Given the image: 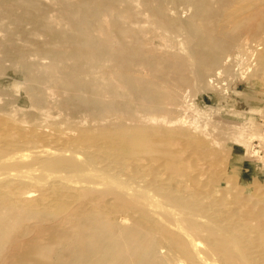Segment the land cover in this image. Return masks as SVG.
<instances>
[{"label": "rangeland", "instance_id": "1", "mask_svg": "<svg viewBox=\"0 0 264 264\" xmlns=\"http://www.w3.org/2000/svg\"><path fill=\"white\" fill-rule=\"evenodd\" d=\"M87 2L79 9L83 17L73 18L74 22L68 21L66 8L77 9L76 0H5L0 5V219L7 216L0 226V264H19L28 254L40 256L42 249L49 247L61 252L77 235L71 229L73 216L80 218L93 210L103 214L81 189L51 182L56 173L48 169L46 150L53 139H57L55 146L66 143L69 149L81 152L82 160L89 163L85 168L100 170L97 167L105 162L102 169L107 171L117 164L114 174L130 185H135L129 178L136 172L148 180L157 171L158 178L170 180L172 186L176 179L181 180L184 188L190 186L192 196H202V190L209 193L212 205L218 203L214 205L215 217L206 216L196 224L204 229L207 226V232L214 234L219 233L215 232L218 226L220 240L225 238L224 249L228 250L220 247V254V248L210 253L208 244L214 237L202 235L198 254L192 250L186 256L167 235L152 233L155 252L142 264H264V255L259 259L251 252L256 245L264 254V0H113V9ZM78 35L88 36V43L98 52L82 55L76 48ZM118 131H130L125 144L114 134ZM103 135H109L108 139L100 138ZM87 137L100 139L90 147ZM93 147L107 155L102 157L103 163L101 158L90 157ZM14 153L18 161L12 157ZM40 154L46 156L47 160L41 156L45 162ZM29 163L43 164V168L37 173ZM29 168H34L33 172ZM63 173L68 174L59 172ZM10 177H16L17 183ZM197 178L199 188L190 182ZM47 189L49 193L43 196ZM117 199L115 204L123 207L119 208L120 217L125 218L123 225L132 224L128 217L153 211V206L142 201L129 202V208L124 199ZM233 212L239 216L230 220H239L235 223L240 222L243 228L247 220L252 222L251 230L244 228L246 238L236 230L233 235V230L219 222ZM110 216L120 223L118 213ZM61 221L64 229L59 227ZM39 231H47L48 236L37 235ZM250 231L255 232L254 237L258 233L255 239L261 242L249 239ZM204 239L207 246L202 244ZM251 241L262 243L261 247ZM76 246H70L69 251ZM244 255L249 258L243 259Z\"/></svg>", "mask_w": 264, "mask_h": 264}, {"label": "bare ground", "instance_id": "2", "mask_svg": "<svg viewBox=\"0 0 264 264\" xmlns=\"http://www.w3.org/2000/svg\"><path fill=\"white\" fill-rule=\"evenodd\" d=\"M5 0H0V5H1V2H3ZM88 1V0H87ZM85 1V0H76V6L77 9H73V7L69 6L66 8V12H67V15L69 16L68 18V21L70 20V22H74V19L73 18H82L83 16H80L79 14V9L83 6V5H88L89 3ZM89 1H95L96 3V6L98 8H104V7H108L109 9L111 8L112 6V1L113 0H89ZM5 3V2H4ZM3 3V4H4ZM92 5V4H91ZM95 6V5H94ZM115 7V6H114ZM113 9V8H111ZM85 13V11L83 12ZM67 16V17H68ZM67 19V18H66ZM84 20V19H83ZM105 21V20H104ZM82 22V20L80 21ZM84 22V21H83ZM104 25V24H103ZM109 25V24H108ZM103 27V26H102ZM72 28V27H71ZM109 30V28H108ZM82 34V33H81ZM88 36H82V35H78V37H76L77 39V43L78 45L76 46L77 50L82 53V55H85L86 57L90 56V55H94L95 53H97L98 49H96L95 47L91 46L89 43H88V39H87ZM63 42V41H62ZM68 43V42H67ZM63 44V43H62ZM70 48V47H69ZM67 49V48H66ZM112 50V49H110ZM66 52V51H65ZM87 54V55H86ZM111 54V53H110ZM142 55V54H141ZM84 56V57H85ZM56 57V56H55ZM87 63V62H86ZM87 65V64H86ZM93 65V64H92ZM95 65V64H94ZM89 66V65H88ZM82 71V70H81ZM81 73V72H80ZM121 78V77H120ZM82 84V82H81ZM121 84V83H120ZM86 103V102H85ZM91 105V104H90ZM88 106V105H87ZM119 106V105H118ZM116 110V109H115ZM119 110V109H118ZM121 110V109H120ZM117 111V110H116ZM115 112V111H114ZM118 119L120 117H117ZM121 119V118H120ZM123 119V118H122ZM123 122V121H122ZM123 126H126V124H122ZM121 126V125H120ZM119 126V127H120ZM121 126V129L122 127ZM118 127V126H117ZM100 128V127H98ZM125 128V127H124ZM127 129V128H126ZM119 130V129H118ZM116 131V130H115ZM132 131V130H131ZM145 131V130H144ZM124 132V131H123ZM130 132V131H129ZM129 132L125 131V133H122V131L119 133H114L117 137H118V141L122 142L121 144H125L124 142L126 140H128L130 138V134ZM134 132V131H133ZM19 133V132H18ZM112 133V132H111ZM111 133H108L111 135ZM147 133V132H146ZM159 133V132H158ZM88 134V133H87ZM150 134V133H149ZM147 134V135H149ZM114 135V136H115ZM146 135V134H145ZM153 135V134H151ZM155 135V134H154ZM86 136V135H85ZM104 136L106 135H103L102 137L100 138H103ZM109 136V135H108ZM108 136L104 137V139H108ZM113 135H111V137H114ZM137 136V135H135ZM150 136V135H149ZM154 137V136H153ZM152 137V138H153ZM64 138V137H63ZM89 139V137H87ZM99 137H91L89 140H88V144L90 143V147L92 144H95L99 139ZM140 138V137H139ZM138 138V141H142L141 139ZM149 138V137H148ZM146 138V139H148ZM161 138V137H160ZM169 138V137H168ZM65 139V138H64ZM82 139V138H81ZM84 139V138H83ZM82 139V140H83ZM110 139V138H109ZM163 139V138H162ZM54 140V139H53ZM51 140V142L53 143L50 144V146L48 145V148L49 149H44L46 150L48 153H46L47 155L46 156H49L46 158V156H43L42 154H40L39 157L43 156L44 158H46L45 160H47V162H49V165H48V169H52V172H55L56 173V178H54V180L52 179L54 176L52 175V178H48V181H50L49 179H52L51 182H64V183H67V184H71L73 185L74 189H81L83 193H86L88 196H91V199L95 200L96 202V205H94L95 207L94 208H99L101 209V211H103V214H97L98 212H96V210H93L87 214H81L79 215L80 218H78L77 216H73L71 218V229L75 232H77V235L74 236V237H71L69 241V243L64 247V249H62L63 251L61 252H57L55 250L52 249V247H49V248H46V249H42L43 250V253H41L40 256H33V255H27V257L23 260H20V263L19 264H54L55 262H57L58 260H62L63 261V264H142L144 263L145 261L148 260V258L150 257L151 254H153L155 252V248H156V239L155 237L152 235V233H161L162 235L164 234L167 235V238H169L174 244L175 246H177V248L179 250H181L180 254L182 253L183 255L185 254L186 256L190 255L192 252V250L196 251L200 245L199 241H201L199 239L200 236H206L205 239L207 237L209 238H212V236L214 237V239H211L209 241L210 245L209 247L212 248L209 249L212 253L213 250H219L220 247H222L223 249L225 248L224 244H226L225 242V238L221 239L220 240V235H218L219 233L221 234V231L219 230H216L218 228H215V232L218 231L219 233H208L206 227L207 226H204L205 229L203 228V226L201 225V228L199 225H197L196 223L202 221L204 219V217L206 218V216H214V212H215V207L216 205L215 204H218V203H213V205L208 201V198H209V193H204V191L201 190L200 194H202V196H195V195H191L190 191H189V187L187 188H184L182 186V181L181 180H175L174 183H173V186L175 188H173V186L170 184V180H161L158 178L160 172H155L152 174H150V176L152 175L153 177H151V179L149 178L148 180H143L142 178L143 177H140V173L136 172V174L133 175L132 173V177H130L129 179L134 183L135 185H130L128 184L127 182H125L124 180L122 179H119L118 177H116V171L118 170V167L119 165L115 164V166L113 167H107L108 170L105 171V169H102L103 167L105 168L104 166V163H103V159L105 156H103L104 154L101 153V151L98 149V148H94L93 147V151H89L90 153V157L94 158V159H99L101 158V161L103 163V167H97V168H100L99 169H94V167L96 166H92V167H88V168H85L87 166V163L85 161V159L82 160V157L80 155L81 152L77 151V150H71L69 149L67 146H66V143H61V144H57V146H55L54 144H56V140L55 139V142ZM79 140V139H78ZM111 140V139H110ZM109 140V141H110ZM124 140V142H123ZM144 140V139H143ZM150 140V139H149ZM148 140V141H149ZM157 140V139H156ZM62 142H64V140H61ZM85 141V139H84ZM83 141V142H84ZM118 141L114 142L117 143ZM131 141V140H130ZM146 141V140H144ZM142 141V142H144ZM146 141V142H148ZM154 141V140H153ZM167 141V140H166ZM45 142V141H43ZM58 142H60V140H58ZM87 141L84 142V144L86 143ZM91 142H95V143H91ZM112 142V140H111ZM119 142V143H120ZM162 142V141H161ZM160 142V143H161ZM177 142V141H176ZM46 144V143H45ZM82 143H80L81 145ZM82 144V145H84ZM135 144V143H134ZM164 144V143H163ZM44 145V144H43ZM68 145V144H67ZM118 145V144H116ZM116 145H109V146H116ZM130 145V144H129ZM45 146V145H44ZM119 146V145H118ZM131 146V145H130ZM133 146V144H132ZM150 146V145H149ZM182 146V145H181ZM46 147V146H45ZM166 147V146H164ZM158 148V147H157ZM163 148V147H162ZM161 148V149H162ZM6 148L3 149V151L5 150ZM80 149V148H79ZM88 149V148H86ZM134 149V147H133ZM149 149V148H148ZM156 149V147H155ZM170 149V148H168ZM167 149V150H168ZM2 150V149H1ZM9 149H7L8 151ZM13 150V149H12ZM11 150V151H12ZM15 150V149H14ZM35 150V149H34ZM37 150V149H36ZM35 150V151H36ZM43 150V151H44ZM165 150V149H164ZM22 151V150H21ZM26 153L27 151L24 150ZM23 151V152H24ZM33 149L30 151L32 152ZM171 151V150H170ZM196 151V150H195ZM29 152V153H30ZM40 153V151H38ZM42 152V150H41ZM198 152V151H197ZM200 152V151H199ZM6 153V151H5ZM8 153V152H7ZM34 153V151H33ZM32 153V154H33ZM87 153V152H86ZM88 153V154H89ZM150 153V152H149ZM172 153V152H171ZM1 154V153H0ZM10 154V153H8ZM16 154V153H14ZM17 154H18V151H17ZM17 154L16 155H13L12 157H17ZM21 154V153H19ZM25 154V153H24ZM38 153H36L35 155H37ZM45 154V153H44ZM82 154V153H81ZM106 154V153H105ZM110 154V153H109ZM113 153L110 154V156L113 157L112 155ZM116 154V153H115ZM196 154V153H195ZM6 155V154H5ZM4 155V156H5ZM28 153H27V157H28ZM181 155V154H180ZM8 158L10 157L9 155H7ZM7 156H5L7 158ZM23 157L25 158L26 156L24 155H20V157ZM71 156V159L69 158ZM83 156V155H82ZM170 156V155H169ZM12 157H10V159H12ZM21 157V158H22ZM103 157V158H102ZM158 157V155H157ZM18 158H16L15 161H18ZM30 158V157H29ZM110 158V157H109ZM114 159H122V157L120 155H117V156H114L113 157ZM164 158V157H163ZM10 159H7V160H10ZM15 159V158H14ZM32 159V158H31ZM42 159V157L40 158ZM107 159V157H106ZM112 159V158H111ZM110 159V160H111ZM165 159V158H164ZM172 159V158H171ZM170 159V160H171ZM6 160V159H5ZM25 160V159H23ZM138 161V159H136ZM1 161V160H0ZM4 161V160H3ZM14 160H12L11 162H13ZM14 161V162H15ZM20 161V160H19ZM29 161V159H28ZM31 161V160H30ZM33 161V160H32ZM37 161V160H36ZM43 161V159L41 160ZM84 161V162H82ZM146 161V160H145ZM152 161V160H151ZM154 161V160H153ZM174 161V160H173ZM6 162V161H5ZM9 162V161H7ZM35 163V161H33ZM32 162V163H33ZM45 162V161H43ZM46 162V163H47ZM99 162V161H98ZM107 162V161H106ZM147 162V161H146ZM161 162V161H160ZM38 163H41L40 161ZM87 163V164H86ZM108 163V162H107ZM106 163V165H107ZM165 163V162H164ZM15 164V163H14ZM19 164V163H18ZM22 164V163H21ZM30 164V163H29ZM37 164V163H36ZM101 164V163H100ZM12 163L10 164V168H13L14 166L12 165ZM20 165V164H19ZM31 165L33 167H35V169H37V173H38V168L42 167L43 168V164L40 165H33V164H30V168H31ZM47 165V164H46ZM27 166V164H26ZM29 166V165H28ZM45 166V165H44ZM167 166V165H166ZM217 166V164H216ZM1 167V165H0ZM8 167V168H9ZM16 167V166H15ZM25 167V166H24ZM51 167V168H49ZM2 168V167H1ZM23 167H20V170L22 169ZM29 168V169H30ZM46 168V167H45ZM15 169V168H14ZM16 169H18L16 167ZM102 169V170H101ZM158 169V168H156ZM168 169V168H166ZM19 170V169H18ZM28 170V169H27ZM31 170V169H30ZM34 168H32V172H33ZM180 170V169H178ZM3 171H6V170H3ZM22 172H25L24 169L21 170ZM20 171V173H21ZM30 171V172H31ZM61 171H67L68 174L64 175L63 174H59V172ZM187 171V170H186ZM206 171V170H205ZM12 172V171H11ZM30 172L28 173V171L26 173H28L27 175H31ZM9 173V172H8ZM19 172H17L18 174ZM70 173V174H69ZM197 173V171H196ZM200 173V172H199ZM11 174V173H10ZM23 174V173H22ZM173 174H174V171H173ZM212 174V173H211ZM21 175V174H20ZM24 175V174H23ZM181 175V174H180ZM118 176V175H117ZM144 176V175H143ZM177 176V175H176ZM179 176V175H178ZM7 177V176H4L2 177V180H5L4 178ZM9 177V176H8ZM19 177V176H17ZM24 177H27L24 175ZM32 177V176H31ZM30 177V179H31ZM92 177H95L97 178L98 180L96 182H90L89 179L92 178ZM193 177V176H192ZM227 177V176H226ZM11 178V177H10ZM9 178V179H10ZM16 177H14V179H10L12 181H14V183H17ZM21 178V177H20ZM29 178V177H28ZM141 178V179H140ZM170 178V177H169ZM195 178V177H194ZM1 179V178H0ZM19 179V178H18ZM25 179V178H24ZM33 179V178H32ZM27 180V179H26ZM129 180V181H130ZM138 180V181H137ZM192 181L190 182H193V184H195V186H197V188L201 187V183H199L198 181V178L197 179H191ZM1 181V180H0ZM44 180H42V183H43ZM46 181H47V178H46ZM173 181V180H172ZM140 182H143V184H138ZM38 183H41V182H38ZM37 183V184H38ZM45 185L47 183H44ZM43 184V185H44ZM52 184V183H51ZM236 184V183H235ZM2 185V184H1ZM50 185V184H49ZM234 185V183H233ZM39 186V184L37 185V187ZM204 185H202L203 187ZM115 187V190L114 191L113 189L111 190V188ZM46 189V188H45ZM255 189V188H254ZM253 189V190H254ZM42 191L44 190L41 189ZM40 191V192H42ZM81 192V193H82ZM237 192V191H236ZM18 193V192H17ZM29 193L28 192H25V195L27 196V194ZM49 193L48 192V189L45 190L42 195L43 196H46V194ZM79 193V192H78ZM198 193V191H197ZM259 193V192H258ZM81 195V194H80ZM15 196V195H14ZM223 196V195H222ZM225 196V195H224ZM83 197V196H82ZM28 198V197H27ZM81 198V197H80ZM117 198H120V199H124L125 202L128 204L129 202H136V203H140L142 201L143 204H148V206H153V211H151L152 213L149 214L147 211L146 214L145 212L143 213H139L138 216H131V217H128L130 220H132V224L130 225H123V220L125 218L123 217H120V212H119V208H123V207H120V205H116L115 202L116 200H118ZM76 198H74V201H75ZM84 199V198H83ZM244 199V198H243ZM242 199V200H243ZM99 200V201H98ZM123 200V202H124ZM19 201V200H18ZM213 201V200H212ZM211 201V202H212ZM246 201V200H245ZM250 201V200H249ZM28 202V201H26ZM25 202V203H26ZM33 202V201H32ZM76 202V201H75ZM74 202V203H75ZM120 202V201H119ZM213 202H216V201H213ZM221 202V201H220ZM252 202V201H251ZM30 203V202H29ZM78 203V202H76ZM117 203V202H116ZM122 203V202H121ZM141 203V204H142ZM142 204V205H143ZM226 204V203H225ZM252 204V203H251ZM258 204V203H257ZM34 205V204H33ZM215 205V207H214ZM239 205V204H238ZM254 205V203H253ZM35 206V205H34ZM92 206V205H91ZM118 206V208H117ZM124 206V204H123ZM129 208L130 205L128 204ZM144 206V205H143ZM220 206V205H219ZM228 206V205H227ZM133 207V206H132ZM140 207V206H138ZM125 208V206H124ZM169 208V209H168ZM172 208V209H171ZM218 208H221L218 207ZM225 208V207H224ZM262 208V207H261ZM135 209V207H134ZM152 209V208H151ZM171 209V210H170ZM17 210V209H16ZM19 210V209H18ZM17 210V211H18ZM150 210V209H149ZM222 209H220V213H223L221 211ZM27 211V210H26ZM217 213H218V210H216ZM233 211V210H231ZM112 212H115V213H118L119 215V218H120V223H118V225L116 223H114V221L112 220V217L110 216V214ZM227 212V211H226ZM230 212V211H229ZM237 212V211H236ZM259 212V211H258ZM104 213H109V215L107 214H104ZM234 213V215H232ZM232 214H229L227 216L226 214V217L224 219H222L221 222L224 227H227L229 230H233V235L235 234L234 233V230L238 231L240 233V235L242 234L245 238H246V230L244 229L246 226L251 227V224L252 222L248 223V220L246 223H248L247 225H245L246 223H244V228H243V225H240V222L239 224H236L235 222H238L239 220H230V217L231 216H239V215H235L236 213L233 212ZM12 214V213H11ZM68 214V213H67ZM80 214V213H79ZM261 214V213H260ZM131 215V214H129ZM216 215V214H215ZM263 215V214H261ZM260 215V216H261ZM67 216V215H66ZM123 216V215H122ZM211 216V217H212ZM223 216H225L223 214ZM257 217H259L258 215H255ZM6 215L3 216L2 218L4 219H0V226H2V222H4V220L6 219ZM231 217V218H233ZM241 217V216H240ZM65 218V217H64ZM217 218V217H216ZM235 218V217H234ZM253 218V217H252ZM251 218V219H252ZM57 219V218H56ZM66 219V218H65ZM64 219V220H65ZM123 219V220H122ZM242 219V218H241ZM245 221H246V218H244ZM250 219V218H249ZM256 219V218H254ZM258 219V218H257ZM260 219V218H259ZM258 219V220H259ZM41 220V219H40ZM62 220V219H61ZM67 220V219H66ZM127 220V219H126ZM129 220V221H130ZM213 220V218H212ZM215 220V219H214ZM213 222L216 221V223H219L217 222V220H215ZM220 220V219H219ZM12 221V220H11ZM42 221V220H41ZM63 221V220H62ZM62 221L59 222V227H62ZM128 221V220H127ZM256 221V220H255ZM263 221V220H262ZM262 221H258V222H261V225H262ZM125 222V221H124ZM207 222V220L205 221ZM209 222V220H208ZM48 223V222H47ZM53 223V222H52ZM129 223V222H128ZM215 223V227H216V224ZM225 223V224H224ZM38 224V222H37ZM51 224V223H49ZM68 226L70 224L66 223ZM201 224V223H200ZM207 224V223H206ZM209 224V223H208ZM214 224V223H213ZM221 224V225H222ZM242 224V222H241ZM41 225V223H40ZM43 225V224H42ZM41 225V226H42ZM45 225V223H44ZM48 225V224H47ZM52 225V224H51ZM204 225V224H203ZM210 225L211 224V221H210ZM208 225V226H210ZM261 225L258 224V226L261 227ZM214 226V225H212ZM45 227V226H44ZM1 228V227H0ZM30 228V227H29ZM58 228V227H57ZM211 228V227H210ZM213 228V229H212ZM211 229H208L210 231H214V227H212ZM223 228V227H221ZM256 228V227H255ZM259 228V227H258ZM263 228V226H262ZM40 229H42L40 227ZM62 229H64L62 227ZM143 229V230H141ZM220 229V227H219ZM224 229V228H223ZM248 229V230H249ZM254 229V228H252ZM58 230V229H56ZM225 230V229H224ZM251 230V229H250ZM261 230V228H260ZM259 230V231H260ZM30 231V230H29ZM35 231H38V230H35ZM48 231V230H47ZM46 231V232H47ZM212 231V232H213ZM31 232V231H30ZM42 232V231H41ZM39 231V233L37 232V235L41 233ZM44 233V234H40V236L42 237H47L48 236V232L47 233ZM257 232V231H256ZM262 232H264V230H262ZM56 233V232H55ZM249 233V231H248ZM252 233H255L254 231H250V234L252 235ZM30 234V233H29ZM223 234V232H222ZM36 235V236H37ZM54 235V234H53ZM236 235L238 236L239 238V235L236 233ZM248 235V234H247ZM249 235L248 238L250 239H254L255 242L258 241V242H261L257 239V236H258V233H256V237H253ZM161 236V235H160ZM223 236V235H222ZM232 236V235H231ZM260 236V235H259ZM226 237V235L224 236ZM230 237V235L228 236ZM241 238V239H245V238ZM263 237V235H262ZM16 238V237H15ZM24 238V237H23ZM40 238V237H39ZM163 238V236H162ZM161 238V239H162ZM166 238V239H167ZM222 238V237H221ZM227 238V237H226ZM231 239H233V237H230ZM237 238V237H236ZM235 238V239H236ZM256 238V239H255ZM259 238V237H258ZM19 239V238H18ZM22 239V237H21ZM19 239L21 242L22 240ZM50 239V238H49ZM205 239H204V243L205 242ZM234 239V240H235ZM262 239V238H261ZM13 241H15L14 238H12ZM11 240V241H12ZM34 240V239H33ZM36 240V239H35ZM39 240V239H37ZM41 240V239H40ZM54 240V239H53ZM165 240V238H164ZM203 240V239H202ZM209 239H207V242H208ZM229 240V239H228ZM248 240V239H247ZM246 240V241H247ZM253 240V241H254ZM12 242L11 243V248L9 250L12 251ZM17 241L16 240V244H17ZM20 241L18 243H20ZM48 242H51L50 240H47ZM46 241V242H47ZM227 241V240H226ZM232 240H230L229 242H231ZM244 240V242H246ZM253 241H251L250 243H254ZM35 242V241H34ZM47 242V243H48ZM159 242V241H158ZM171 242V243H172ZM202 242V241H201ZM227 241V243H229ZM249 242V241H248ZM257 242V243H258ZM24 243V242H23ZM23 243L21 245H23ZM36 243V242H35ZM168 243V242H167ZM172 243V244H173ZM257 243H254L257 244ZM14 244V243H13ZM172 244H169V245H172ZM199 244V245H198ZM219 244H222L221 246ZM243 244V243H242ZM249 244V243H247ZM262 243H258V245H260ZM10 245V244H9ZM37 245V243L35 244ZM34 245V247H35ZM65 245V244H64ZM72 245H77V249L74 250V251H69V248L70 246ZM229 245V244H227ZM231 245H233V243H231ZM237 245V244H236ZM26 246V245H24ZM173 246V245H172ZM174 246V247H175ZM206 246H207V243H206ZM230 246V245H229ZM242 247V245H240ZM10 247V246H9ZM27 247V246H26ZM25 247V248H26ZM29 247V246H28ZM244 247H248V245L244 246ZM252 247V246H251ZM250 247V248H251ZM259 247V246H258ZM261 247V245H260ZM15 248V247H14ZM23 247V249H25ZM176 248V247H175ZM203 248V247H202ZM207 248V247H206ZM220 248V249H222ZM228 247H226V249H224L225 251L228 250L227 249ZM234 248V246L232 247ZM249 248V249H250ZM22 249V247L18 248V250L20 251ZM57 249V248H56ZM201 249V247H200ZM220 250L219 254L221 253ZM248 249V250H249ZM28 250V248H26V251ZM245 250V249H244ZM264 250V249H263ZM11 251H9V253H11ZM15 251V250H14ZM25 251V250H24ZM204 251V250H203ZM237 251V250H236ZM242 251L241 250V254H242ZM250 251V250H249ZM207 252V251H206ZM229 252V251H227ZM227 252L225 254H227ZM233 252V251H232ZM235 252V251H234ZM252 254L254 253L255 255H258L260 256L259 259H262V255L263 252L261 251V249H257V246L255 245V249H253L252 251ZM18 253V252H17ZM193 253V252H192ZM197 253V251L195 252ZM194 253V254H195ZM205 253V252H204ZM209 252H207L206 254L208 255ZM223 253V252H222ZM231 253V252H230ZM245 253V251H244ZM198 254V253H197ZM196 254V255H197ZM215 254V253H214ZM217 254V253H216ZM224 254V255H225ZM236 254V253H235ZM240 254V255H241ZM12 255V254H11ZM9 255L10 258L13 257V259H15V257L12 255ZM204 255V254H203ZM210 255V254H209ZM228 255V254H227ZM237 255V254H236ZM8 258V255H6ZM198 256V255H197ZM220 256V255H219ZM243 256V255H241ZM246 256V255H244ZM262 256V257H261ZM213 256H211L210 258H212ZM214 257H217L214 256ZM9 258V259H10ZM203 258V257H202ZM202 258H199V259H202ZM207 258V257H206ZM205 258V259H206ZM249 257H245L243 259H247ZM252 258V257H251ZM256 258V257H255ZM258 258V257H257ZM229 259V258H228ZM204 259H202L201 261H203ZM238 260V259H237ZM207 261V260H205ZM246 261V260H245ZM252 261H255L258 262L257 259L253 260L252 258ZM54 262V263H53ZM230 263H233L232 261H229ZM241 264H242V261H240ZM263 262V260H262ZM261 262V263H262ZM208 263V262H207ZM210 263V262H209ZM248 263V262H246ZM251 263V262H250ZM259 263V262H258ZM257 263V264H258ZM18 264V262L16 263ZM215 264V263H214Z\"/></svg>", "mask_w": 264, "mask_h": 264}]
</instances>
